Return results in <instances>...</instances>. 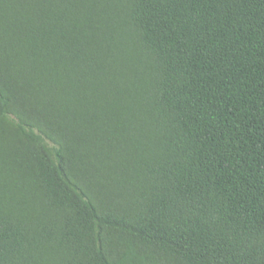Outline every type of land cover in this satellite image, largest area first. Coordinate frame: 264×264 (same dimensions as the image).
Masks as SVG:
<instances>
[{"label": "trees", "instance_id": "1", "mask_svg": "<svg viewBox=\"0 0 264 264\" xmlns=\"http://www.w3.org/2000/svg\"><path fill=\"white\" fill-rule=\"evenodd\" d=\"M0 264H264V0H0Z\"/></svg>", "mask_w": 264, "mask_h": 264}]
</instances>
